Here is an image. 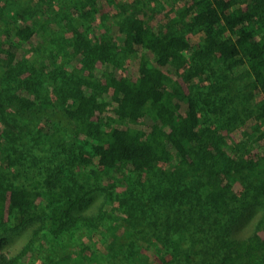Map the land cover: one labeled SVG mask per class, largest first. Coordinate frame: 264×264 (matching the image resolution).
Returning <instances> with one entry per match:
<instances>
[{
	"label": "rangeland",
	"instance_id": "obj_1",
	"mask_svg": "<svg viewBox=\"0 0 264 264\" xmlns=\"http://www.w3.org/2000/svg\"><path fill=\"white\" fill-rule=\"evenodd\" d=\"M250 1L238 0V5L245 8ZM83 2L48 0L35 6L33 0H0V95L27 90L31 96L56 102L80 88L95 96L98 104L75 120L64 113L53 118L60 125L59 136L68 142L65 151L49 140L45 132L49 124L39 121L25 126L5 117L0 126V166L10 164L11 180L32 191L35 180L43 191L50 179L76 203L73 218L64 226L34 215H26L19 226L0 222V252L14 257L28 246L20 264H43L47 256L57 260L85 245L105 253L103 238L115 232L126 251L100 259V264H210L225 251L221 239H242L264 224V192L257 177L245 173L237 178L230 194V214L216 219L199 202V178L187 171L160 163L154 173L127 172L107 178L94 172V128L112 114L106 78L138 74L142 48L126 45L122 28L134 16L156 31L171 25V31L201 50L202 32L192 28L187 17H179L191 0H101L99 10L86 19L80 16L88 9ZM23 9L25 14L13 18L14 10ZM22 22H30L34 34L29 41L16 43L9 29ZM3 40L17 45L11 65L2 59ZM194 68H202V73L188 77ZM170 73L198 101L201 119L210 128L199 144L204 164L224 173L236 156L260 159L264 136L255 129L250 78L244 67L229 70L204 54L180 69L171 67ZM151 124L145 115L133 126L146 129ZM179 177L185 183L170 189ZM178 192L183 193V203L179 208L170 206L178 200ZM36 205L37 212L45 206L44 202ZM173 212H184L185 223L177 225Z\"/></svg>",
	"mask_w": 264,
	"mask_h": 264
},
{
	"label": "trees",
	"instance_id": "obj_2",
	"mask_svg": "<svg viewBox=\"0 0 264 264\" xmlns=\"http://www.w3.org/2000/svg\"><path fill=\"white\" fill-rule=\"evenodd\" d=\"M33 1L39 6L48 0ZM100 1L84 0L83 5L88 9L81 11L80 16L90 18L99 10ZM104 1L112 3L114 0ZM27 9L14 10L13 18L22 16ZM179 17H187L189 25L202 32L201 50L194 49L184 37L171 31V25L166 31H156L141 17L134 16L127 28H122L125 33L122 41L131 47L142 48L138 74L136 78H106L107 88L111 90L108 103H111L112 114L101 118L94 128L93 151L97 161L94 172L116 178L127 172L154 173L160 163L174 166L175 170H184L191 177L199 178L198 201L204 202L201 204L208 216L210 213L216 219H227L231 212L230 194L238 177L245 173L257 177L264 192V142L258 160L236 156L230 163V170L224 173H219L213 166L209 168L204 164L205 156L199 144L210 128L201 119L198 101L172 78L170 68L180 69L204 54L214 56L229 70L244 67L250 78V109L255 129L264 136V2L251 0L243 8L238 5V0H191ZM9 30L16 43L29 41L34 34L30 22L15 24ZM16 51L17 45L13 41L5 44L2 59L6 65L15 61ZM201 73L202 68H194L187 76ZM182 105H185L184 112L181 111ZM97 106L96 97L80 88L56 102L21 90L5 97L0 95V126L6 123V116L25 126L39 121L45 126L49 124L45 131L49 140L65 151L68 142L59 136L60 125L53 118L64 113L63 116L75 120ZM145 115L151 118L152 124L146 129L134 127ZM175 161L176 165H173ZM9 166H0V222L19 226L24 223L26 215H34L53 225L64 226L73 218L76 200L58 190L50 179L46 180L49 185L43 191L38 190L40 183L35 180L33 191L14 183ZM162 175L167 176L165 172ZM184 183L179 177L169 188ZM180 194L183 193L178 192V200L175 199L170 206L178 205L179 208L183 203ZM42 202L45 206L37 212L36 204ZM172 214L177 225L185 223L182 220L184 212ZM102 244L105 253L85 245L76 254H65L57 260L47 256V262L43 264H100V259L126 251V244L115 232L104 237ZM219 245L225 251L210 264H264V224L242 239H221ZM28 253V246L14 257L0 252V264H20V258Z\"/></svg>",
	"mask_w": 264,
	"mask_h": 264
}]
</instances>
